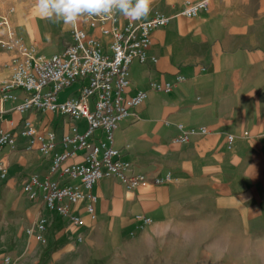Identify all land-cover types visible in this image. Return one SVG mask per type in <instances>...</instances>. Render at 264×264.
I'll return each instance as SVG.
<instances>
[{
  "label": "crops",
  "instance_id": "1",
  "mask_svg": "<svg viewBox=\"0 0 264 264\" xmlns=\"http://www.w3.org/2000/svg\"><path fill=\"white\" fill-rule=\"evenodd\" d=\"M185 1L153 0L146 19L160 10L170 21L152 30L150 57L131 62L126 94L147 89L148 96L115 131L119 156L131 161L129 174L170 179L130 189L116 177H103L94 185V216L84 203L71 205V213L84 219L76 224L23 187L32 173L48 175L53 157L28 148L21 133L25 118L61 136L71 130L70 115L36 108L21 112L17 101H0V125L16 136L15 147H0V165L7 167L4 175L0 170V264L6 254L16 264H70L149 253L172 264H194L209 261L215 246L235 251L264 237V0H204L207 8L193 16L182 13ZM128 20L119 14L117 25ZM77 24L105 40L84 18ZM41 25L43 41L55 24L44 20ZM64 28L62 49L72 41L73 27ZM5 37L0 26V38ZM23 39L46 54L48 46ZM15 55L0 45V78L10 76ZM178 74L186 78L177 81ZM152 80L175 85L157 91L150 88ZM16 92L24 96L23 90ZM179 123L208 131L177 142ZM76 124L87 127L85 119ZM103 135L101 128L95 130L96 141ZM82 160L78 155L68 162ZM51 176L61 183L70 180ZM41 216L47 218L45 241L37 237Z\"/></svg>",
  "mask_w": 264,
  "mask_h": 264
},
{
  "label": "built area",
  "instance_id": "2",
  "mask_svg": "<svg viewBox=\"0 0 264 264\" xmlns=\"http://www.w3.org/2000/svg\"><path fill=\"white\" fill-rule=\"evenodd\" d=\"M206 8L204 0H186L182 13L193 16ZM84 19L89 27H99L107 41L77 24L72 28V41L61 51L46 55L27 45L16 33L9 17L0 15V26L6 30V37L0 38V45L16 52L10 63V76L0 78V101H17L16 108L21 112L36 108L68 114L73 121L71 130L58 136L55 130L41 129L32 118H25L21 133L29 139L28 148L46 155L53 153V157L49 174L44 177L30 174L23 183L24 190L32 199L41 198L49 210L69 215L80 225L84 219L71 213V205L84 203L87 212L94 216L98 199L94 185L99 179L116 177L130 189L170 179V175L164 179L151 178L146 173L129 174L131 161L121 158L115 147V131L120 121L148 96L147 89L126 94L130 64L135 58L145 62L150 57L148 49L152 43V30L166 25L170 16L156 10L151 18L129 19L123 27L117 25L119 14L111 18ZM151 58L156 60L154 55ZM185 78L178 74L176 80ZM76 81H80L78 94L60 100L59 92ZM150 84L154 90L168 91L175 82L152 80ZM45 87L49 88L44 90ZM17 89L23 90L24 96L20 97ZM80 119L87 122L84 130L76 124ZM178 126L181 132L173 137L177 142H186L192 135L208 131L206 126L190 129H186L183 123ZM98 128L104 132L99 142L94 136ZM233 138L234 135L229 134V142ZM15 145L16 136L0 125V147L13 148ZM58 145L64 148L57 150ZM78 155L83 157L82 161L68 162ZM0 170L4 175L7 167L0 165ZM55 173L70 180L61 183L59 178H52ZM144 221L150 222L151 219L144 217ZM46 222L45 216L37 222L40 230L37 237L42 241L46 240L43 235ZM4 263L16 264L9 254L4 256Z\"/></svg>",
  "mask_w": 264,
  "mask_h": 264
},
{
  "label": "rangeland",
  "instance_id": "3",
  "mask_svg": "<svg viewBox=\"0 0 264 264\" xmlns=\"http://www.w3.org/2000/svg\"><path fill=\"white\" fill-rule=\"evenodd\" d=\"M0 13L9 17L12 26L23 38L29 37L32 43H37L41 47L48 46L44 49L47 55L62 50L64 44V34L62 33L63 31L67 33L66 28L54 23L55 25L48 29L49 35L42 41L39 31L42 29L41 24L45 19H41L36 11V0H0ZM105 41H107V37ZM79 86L80 81H76L65 87L59 92V99L65 100L71 95H77ZM48 88L45 87L44 90ZM237 248L239 249L235 251H224L215 246L211 251L209 261L197 259L194 264H264V237H260L259 243H249ZM109 255L111 257V253ZM141 255L143 256V254ZM141 255L132 260L107 258L100 261L77 260L71 261L70 264H172V262L161 258L159 260V257H152L154 253H149L145 258H142Z\"/></svg>",
  "mask_w": 264,
  "mask_h": 264
},
{
  "label": "clouds",
  "instance_id": "4",
  "mask_svg": "<svg viewBox=\"0 0 264 264\" xmlns=\"http://www.w3.org/2000/svg\"><path fill=\"white\" fill-rule=\"evenodd\" d=\"M153 0H36L41 19L75 27L85 17L111 18L120 14L132 21L146 19Z\"/></svg>",
  "mask_w": 264,
  "mask_h": 264
}]
</instances>
